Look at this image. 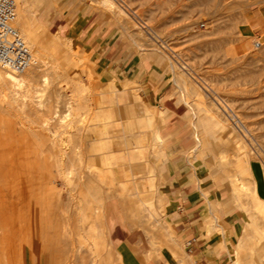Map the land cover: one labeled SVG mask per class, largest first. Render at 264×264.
I'll use <instances>...</instances> for the list:
<instances>
[{
	"label": "rangeland",
	"instance_id": "1",
	"mask_svg": "<svg viewBox=\"0 0 264 264\" xmlns=\"http://www.w3.org/2000/svg\"><path fill=\"white\" fill-rule=\"evenodd\" d=\"M111 1L121 13L104 0H28L43 58L60 65L56 75L49 63L40 64L30 88L34 103L27 100L22 111L0 101V237L46 236L29 251L33 264H41L43 253L50 264H123L105 236L126 241L144 264L189 260L172 222L170 208H179L180 197L166 173L169 164L187 172L200 206L202 190L210 187L206 194L217 206L212 214L201 210L210 233L226 234L223 213L237 215L238 240L231 241L226 264L237 258L264 264V217L251 203L253 192L264 202V39L238 41L246 14L264 0ZM42 74L47 83H40ZM44 118L47 128L38 129ZM27 124L42 134L38 142ZM154 130L163 155L137 180L152 216L148 223L132 221L117 197L105 200L121 157L107 131H124L133 148L141 131ZM48 137L58 140L56 147ZM40 245L47 247L42 254Z\"/></svg>",
	"mask_w": 264,
	"mask_h": 264
},
{
	"label": "crops",
	"instance_id": "2",
	"mask_svg": "<svg viewBox=\"0 0 264 264\" xmlns=\"http://www.w3.org/2000/svg\"><path fill=\"white\" fill-rule=\"evenodd\" d=\"M243 26L238 31V41L245 45L244 41L253 36L255 38L264 39V4L252 7L245 16ZM240 30L243 32L240 33ZM254 43V42H253ZM110 85V84H109ZM146 128L150 127V121H147ZM158 135V139L155 135ZM107 135L118 144L117 155L121 157L118 160L119 175L115 174L116 183L111 195L105 200L114 202L116 197L119 199L118 203L121 206L120 211L125 214L124 218L141 222V218L148 219L151 214L150 206L143 199V190L145 185L141 186V190L137 186V180L142 179V174H149L153 171V160L163 155L162 142L160 141L159 132L157 130L147 133L146 131L140 132L139 142L133 144L130 148L127 144L124 131L108 132ZM124 136V137H123ZM122 137V138H120ZM196 141V140H195ZM151 155V159L145 156V151ZM138 168L134 172L132 168ZM143 167L146 172L142 171ZM167 175L171 177L172 189L178 191L180 197V206L174 210V206L170 209L171 215L174 218L173 223L176 225L177 234L180 238L179 241L186 247L187 256L191 259L186 260L183 258H175L176 264H226L228 258V248L231 246V241L237 239L235 236L236 227L238 225L237 215L231 213H223L224 226L226 234L220 236L210 233L211 225L208 217L201 216L202 208L208 209L211 214L217 206V202L213 201L212 194L209 196L206 193L210 191V187H205L202 190V196L205 199L200 206L198 201V194L191 188V179L183 168L175 167L173 165L165 164ZM194 176L196 177V170L194 169ZM125 188V189H124ZM138 194V198H136ZM105 203V202H104ZM144 206H141V205ZM112 205V209L115 207ZM176 211V212H175ZM106 206H103L102 217L107 215ZM117 216L119 215L118 209L116 210ZM106 223V222H105ZM103 222L101 221V225ZM104 229L102 225V230ZM106 242L111 250L116 252L123 260V264H144L133 253L126 241L114 239L113 236H105ZM237 243V242H236ZM237 245V244H236ZM236 248V246H235ZM169 255L175 253V248L170 246L167 248Z\"/></svg>",
	"mask_w": 264,
	"mask_h": 264
},
{
	"label": "bare ground",
	"instance_id": "3",
	"mask_svg": "<svg viewBox=\"0 0 264 264\" xmlns=\"http://www.w3.org/2000/svg\"><path fill=\"white\" fill-rule=\"evenodd\" d=\"M14 2L16 1L18 4V9H15V21H14V26L17 29L19 36L21 37V39L25 42V44L27 45L28 49L30 50L31 53V59H30V65L28 66V68L26 70H24L21 73L18 74H14L9 72L6 69H3L0 66V101H5L11 108L10 105H16L17 107H19V110L22 111V105H24V103L28 100L30 102V104H33L34 101H32V96H31V86H32V82L34 80V78L37 75L38 72V68L40 67V64L42 62H45V64L49 63L51 69L55 72L56 74V70L59 67V63L57 61V59L54 61H46L43 57L45 56V51H44V47L43 45V41L39 42V39L37 37V34L34 30L35 28H38L37 25V21L34 17V13L36 12V9H32L31 5L29 4L28 0H13ZM15 2V5H16ZM104 5H106L110 10H116V12H122L120 11L117 7H115L114 2H112L111 0H104ZM118 4V3H117ZM119 5V4H118ZM105 6V7H106ZM106 7V8H107ZM121 7V6H120ZM115 14V13H114ZM119 14V13H117ZM122 16V15H121ZM125 17V16H124ZM133 17V16H132ZM134 18V17H133ZM125 25V24H124ZM142 28V27H141ZM41 38V37H40ZM64 39V38H63ZM62 39V40H63ZM44 40V39H43ZM65 40V39H64ZM255 43V42H254ZM253 43V46L255 45ZM54 48V46L52 47ZM69 48V47H68ZM62 50V49H61ZM70 50V49H69ZM52 51V50H51ZM59 52V51H58ZM70 53V52H69ZM53 54V53H51ZM54 54L56 55L55 51ZM53 54V55H54ZM50 55V54H49ZM60 55V54H59ZM50 57V56H49ZM56 57V56H55ZM62 58V56H60ZM67 60V59H66ZM60 69V68H59ZM58 74V73H57ZM56 74V75H57ZM49 79V76L47 74H42L39 78V81L41 84L47 83ZM1 101V103H2ZM0 103V105H2ZM5 103V104H6ZM4 104V103H3ZM7 104H6V108H7ZM1 107V106H0ZM14 107V106H13ZM18 109V108H17ZM4 111V110H3ZM13 111V110H12ZM2 112V111H1ZM4 115V114H3ZM26 117V115L24 116ZM53 117H55V114L53 115ZM63 118V117H62ZM48 126V118H44L41 120L39 128L38 129H44L47 128ZM68 127V126H67ZM25 128L27 129L26 131H28V133H30L38 142L40 140V132L39 130H32L31 127L29 126V124H27V126H25ZM53 134V133H51ZM62 134V133H61ZM66 134V133H65ZM67 135V134H66ZM53 137V135H51ZM43 137V136H42ZM50 137V136H49ZM47 140H49L48 144H50V148L52 147H56L55 146V139H51L49 138ZM55 137V135H54ZM53 137V138H54ZM155 138L158 139V135H155ZM57 140V139H56ZM55 140V141H56ZM60 140V139H59ZM58 141V140H57ZM68 141V140H67ZM44 142V141H43ZM40 143V142H39ZM45 143V142H44ZM42 144V142L40 143ZM39 144V145H40ZM58 144V143H57ZM38 145V144H37ZM30 146V145H29ZM46 146V145H45ZM44 146V147H45ZM62 146V145H61ZM41 147V146H40ZM31 149V148H30ZM45 150H49L46 148H44ZM55 149V148H54ZM35 150V149H34ZM39 151V149H37ZM22 151V150H21ZM31 151V150H30ZM41 153H43V150L40 151ZM49 152V151H48ZM36 153V151H35ZM40 153V154H41ZM44 154V153H43ZM56 154L58 156H60L59 158H62V156H65L66 151L64 150V148H56ZM50 155V154H49ZM22 157V156H21ZM25 158V157H24ZM64 158V157H63ZM19 159V158H18ZM1 160V159H0ZM62 160V159H61ZM53 163V162H52ZM1 164V163H0ZM22 164V163H21ZM57 164V163H56ZM49 166H51L49 164ZM30 168V167H29ZM2 169V168H1ZM6 170V169H5ZM1 172V170H0ZM92 178V177H91ZM93 180V179H92ZM30 181V180H29ZM28 183L30 184L31 181ZM9 184H12L11 182ZM90 188V187H89ZM96 188V187H95ZM97 189V188H96ZM125 189V188H124ZM91 190V188H90ZM1 193V191H0ZM99 194H97L98 196ZM93 195H91L92 197ZM93 198V197H92ZM97 198V197H96ZM95 200V199H94ZM3 201V198L0 196V203ZM251 203H252V207L254 210V213H257L260 217H264V202H262L261 199H259V197L257 195L254 194V192L252 193L251 196ZM254 213L251 214L250 217H252L253 220V215ZM93 220V218H92ZM91 220V221H92ZM94 221V220H93ZM92 221V225L95 224ZM91 225V223H89ZM90 225L88 227H90ZM93 229L94 226L90 227V229ZM88 229V228H87ZM91 229V230H92ZM98 229V228H97ZM89 230V229H88ZM94 230V229H93ZM88 232V231H87ZM96 232V231H95ZM86 233V232H85ZM92 233V232H91ZM91 235V234H90ZM245 235V234H244ZM246 236V235H245ZM248 236V234H247ZM48 237V236H47ZM53 237V236H52ZM57 237V236H55ZM92 237V236H91ZM90 237V239H91ZM241 237V236H240ZM251 237V236H250ZM33 238L36 239L35 242L31 241ZM43 238V240H46V236H32V237H14V236H6V237H0V264H33L35 261L34 255L29 254V251H31V253L33 252L34 247L33 246L37 244V240ZM51 238V237H50ZM88 238V237H86ZM244 238V237H243ZM52 239V238H51ZM56 239V238H55ZM52 239V242L53 240ZM81 239V238H80ZM79 239V240H80ZM57 240V239H56ZM86 240V239H85ZM241 240V239H240ZM249 240V239H248ZM47 241V240H46ZM48 241H49V237H48ZM82 241V240H81ZM87 241V240H86ZM43 242V241H42ZM52 242H50L52 244ZM84 243V240L82 241ZM89 242V241H88ZM237 242V241H236ZM57 242V246L60 245V243ZM44 244V243H43ZM49 244V245H51ZM95 244V243H94ZM39 245V243H38ZM53 245V244H52ZM56 245V244H55ZM62 245V244H61ZM85 245V243L83 244ZM94 246V245H93ZM39 247V246H38ZM45 248H43V246L40 245L39 251L42 252V249H47L46 246H44ZM50 247V246H49ZM56 247V246H55ZM237 247V246H236ZM52 248V246H51ZM49 248V249H51ZM53 250V249H52ZM44 251V250H43ZM59 251V248H58ZM47 252V251H46ZM49 252V251H48ZM52 251H50L51 253ZM237 256L238 253L236 252ZM51 256V254H50ZM49 258H53L50 257ZM55 256V255H54ZM57 256V255H56ZM83 258V257H82ZM81 259V258H80ZM54 260V259H53ZM52 260V262H53ZM61 260V259H60ZM63 260V259H62ZM61 260V262H62ZM51 261V260H50ZM79 261V260H78ZM83 261V260H81ZM64 263V262H63ZM81 263V262H80ZM93 263V262H92ZM41 264H50L49 260L46 256L45 253H43L42 255V260H41ZM53 264V263H52ZM119 264V263H118ZM233 264H240L239 263V259L237 258L236 260H233Z\"/></svg>",
	"mask_w": 264,
	"mask_h": 264
},
{
	"label": "built area",
	"instance_id": "4",
	"mask_svg": "<svg viewBox=\"0 0 264 264\" xmlns=\"http://www.w3.org/2000/svg\"><path fill=\"white\" fill-rule=\"evenodd\" d=\"M15 9L13 0H0V66L18 74L30 65L31 53L14 26ZM254 44L260 46L258 41Z\"/></svg>",
	"mask_w": 264,
	"mask_h": 264
}]
</instances>
